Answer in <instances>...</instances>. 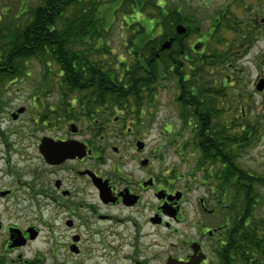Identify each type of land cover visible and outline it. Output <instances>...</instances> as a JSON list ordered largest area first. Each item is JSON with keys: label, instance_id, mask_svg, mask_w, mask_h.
I'll use <instances>...</instances> for the list:
<instances>
[{"label": "flooded vegetation", "instance_id": "1", "mask_svg": "<svg viewBox=\"0 0 264 264\" xmlns=\"http://www.w3.org/2000/svg\"><path fill=\"white\" fill-rule=\"evenodd\" d=\"M13 2L26 6L30 1L0 0V25H6L4 20L21 22L30 13L20 8L10 18ZM247 20L256 32V22ZM176 27L161 40L169 67L163 79H178V113L194 150V177L200 175L207 194L189 199L196 185L171 171L161 147L149 142L153 113L147 115V110L158 107L160 81L138 88L140 94L135 86L117 93L122 87L114 83L108 89L117 92L106 94L102 72L85 92L66 99L56 84L52 91H58L57 101L29 120L22 119L29 107L13 109L8 115L21 124L0 130V161L6 164L0 175L22 185L24 197L39 211L47 207L53 212L49 222L40 217L25 225L5 224L0 217V264H264V174L257 175L264 163L259 157L256 167L245 168L250 149L261 147L264 158V103L251 105L238 77L255 69L252 90L264 95L259 87L264 83V49H251L247 40L237 48L222 46L226 61H204L208 40L187 44L188 35L176 37ZM168 40L172 47L162 49ZM178 44L181 49H172ZM101 54L92 58L99 65L104 64ZM32 101L38 108L39 99L32 96ZM164 130L169 134L173 126L167 123ZM203 133L210 141L205 148ZM15 196L11 187L0 185L1 200ZM44 228L52 247L28 259L20 251L40 240ZM100 244L101 250L95 247Z\"/></svg>", "mask_w": 264, "mask_h": 264}, {"label": "trees", "instance_id": "2", "mask_svg": "<svg viewBox=\"0 0 264 264\" xmlns=\"http://www.w3.org/2000/svg\"><path fill=\"white\" fill-rule=\"evenodd\" d=\"M236 1L237 5L247 11L245 0ZM190 2L191 0H178L171 7H167L166 2L160 3L158 0H47L42 9L27 15L29 18L24 26L12 22L6 23L5 26L0 25V38L4 43L0 49V79L7 83L22 79L26 75L27 63L36 59L53 77H58L56 84L65 99L70 95L85 92L90 80L101 77L102 72L106 94L117 92L113 88L108 89L114 83L122 87L117 93H129L131 91L126 90L125 86H135L137 90L134 92L140 94L142 91L139 89L149 87L153 83L152 80L162 79L169 69L167 65H163L165 60L160 50L161 40L174 33L178 24L188 28L186 35L202 24L199 9L194 8ZM230 3L219 11L218 17L209 26L205 35L208 43L215 37L222 42V46L229 45L226 36L221 35L224 30L235 32L237 40L234 43L237 45H242L251 39L254 33L259 32L251 30V26L247 25V18L234 14L229 8ZM231 4L234 5L233 2ZM119 15H123V23L133 34L129 44L137 59L130 65L126 62H107L99 65L98 60L92 58L104 53L99 49L107 48L104 44V34ZM126 16L128 20L134 19L132 24L129 25ZM149 17L150 19H146ZM149 20L155 21L154 24H151L152 21L149 23ZM156 32L160 34L154 38ZM181 36L185 35H176ZM218 42L213 45H220ZM172 49L181 47L178 44ZM108 53L110 52L105 51V54ZM157 54H160L159 59L156 58ZM203 60L226 61L227 53L214 49L210 55H204ZM54 67L56 71H53ZM50 84L44 87L48 93L53 89ZM192 100L194 99H191V102ZM203 134L205 141L202 148H205L210 141L209 137ZM209 152L210 149L205 152V161L209 160ZM204 165L203 162L198 167Z\"/></svg>", "mask_w": 264, "mask_h": 264}, {"label": "rangeland", "instance_id": "3", "mask_svg": "<svg viewBox=\"0 0 264 264\" xmlns=\"http://www.w3.org/2000/svg\"><path fill=\"white\" fill-rule=\"evenodd\" d=\"M30 1L26 6H21L19 3H14L11 5L12 9L9 12L10 18L14 16L18 10L21 9H28L29 12H33L41 2V0H28ZM160 3H167V7H171L174 3H177L178 0H158ZM190 0H187L189 2ZM232 0H191V4L194 8L199 9L198 13L202 16V24L199 27H196L194 31L190 32V34L187 36L186 43L187 44H198L199 41H202L205 39V35H207L208 28L210 25H212L214 19L218 17L219 11L223 10L228 6V4ZM244 1V0H243ZM234 3L231 4V3ZM230 3V10L236 14L237 16L241 18H250L251 22H256V25L254 26L256 31H259L253 35L251 39L246 42V45H254L251 49H264V22L261 21V19L264 17V0H245L244 6H248L247 11H245V8L237 5V1L233 0ZM16 4V5H15ZM18 4V5H17ZM158 12L156 11V14ZM29 17L26 15V17L22 18L21 22H15V21H8L4 20L3 23L9 24V22H12L13 24H18L20 26H24V24L27 22L26 20ZM126 20L127 16L125 17ZM146 19H150L146 18ZM134 19H129L127 22L132 24ZM148 21V20H147ZM146 21V22H147ZM152 21V22H151ZM154 24L155 21L149 20V23ZM258 24V25H257ZM221 34L223 37L226 36V41L229 44V48H237V44L234 43L236 39V35L233 32H226L225 30L222 31ZM156 38L159 36L160 32H156ZM131 30L128 28V26L123 23V15H119L112 24L111 28L108 30L106 34H104V44L106 45L105 48H99L101 52H104L102 55V58L100 59L102 63H120V62H126L127 65L133 64L137 57L134 54V49L130 47V39L132 37ZM155 35V34H154ZM161 39V37H160ZM160 41V40H159ZM215 37L210 39V42L207 44L208 49H206V52L204 55H210V52L214 49L218 48L217 50H222V42H218ZM220 45H216L217 47H214L211 49L214 43H217ZM254 42V44H253ZM162 43V41H161ZM3 41L0 38V49L3 48ZM225 47V45H223ZM98 48V43L96 45ZM93 50V49H88ZM236 49H231L229 51L233 52ZM105 51H108L110 53L105 54ZM229 53V52H228ZM203 55V56H204ZM230 60V58L228 59ZM230 63V62H229ZM164 67H166L167 62H163ZM237 65L241 67V62H238ZM251 65V64H250ZM252 66V65H251ZM169 68V67H168ZM253 69V68H252ZM227 69L221 70L222 73ZM53 71H56V68H53ZM166 71V70H165ZM249 74L254 71V73L251 74L249 77V74L244 76L243 74L239 73L238 77L241 79L240 82L244 86V91H249L250 94V100L251 105H256L257 103H264V95L258 96L255 95V93L252 90L251 82L255 78V75L258 73L255 71V69L250 70L248 69ZM234 76L236 77L235 73L233 72ZM168 79H159V91L157 90V94H159L158 97V107H152L151 109L147 110V115L150 114V112L153 113L152 116V125L153 130L149 137V142H152L153 145L161 147L164 157L167 158L166 163L171 171L176 170L179 175L185 176V182L187 184H190L191 187H195V190H193V193L189 195V199L194 200L195 198H198L199 196H204L207 194L206 187L203 186L200 182V175L196 176L198 178V181L195 180L196 177H194L195 170L197 169L195 162L193 161L194 156L192 154L194 153L193 148L189 147L188 141L190 140L189 133L187 132L188 128L184 127L182 124L181 117L179 116L180 108L178 99L180 96V91L178 89V82L177 77L173 79V76H167ZM58 77H53V75L50 74L47 70H45L42 66V64L36 60H30L26 65V75L20 79L17 80L14 83H8V85H2L0 81V95L6 97L4 100L3 97L1 98L0 103V130H6L8 128H11L13 125H19L20 122L15 123L8 113L12 111L13 109H18L20 106H26L29 107V112L26 114L25 117H22L24 120H29V116L31 114H35V111L40 112L42 109V106L46 109L50 106L49 103H52L54 101H57V93L58 91H52L46 92V84L51 83V87L56 90V83L58 82ZM264 84V83H260ZM264 89V86H263ZM262 89V90H263ZM32 96L39 99L38 101V108H34L32 106ZM59 99V98H58ZM47 104V105H46ZM65 104H68L65 102ZM63 104V106H66ZM56 107H60L59 105H56ZM64 108V107H63ZM58 109V108H57ZM179 112V113H178ZM147 120L148 117H146ZM170 124L173 126V130L171 133H167L164 130V126L166 124ZM187 138V140H186ZM187 144V147L185 149L184 145ZM262 148L259 147L258 149H250L249 150V161L246 162L245 168L247 171L252 170V167H256L257 164H254L260 157L261 162L264 163V158L262 155ZM0 151H3L2 146H0ZM111 153V151H109ZM183 153H185V158H183ZM2 158V157H0ZM6 168V164L3 161H0V169ZM258 176L261 175L263 172L264 174V167H260ZM261 172V173H260ZM0 185L5 187H11L15 192L16 196L14 198L8 199V200H1L0 199V217L4 221V223H12L16 222L19 224H27V223H36L38 222L39 218L43 221L49 222L53 212L51 208H45L43 207L40 211L36 208V206L33 203H30L25 196L26 189L23 188L22 185L14 182V178L12 177H6L2 178V175H0ZM6 189V188H5ZM264 191V190H263ZM21 198V199H20ZM227 203H230L232 205H237L238 202L236 200L228 199ZM264 206V203H261ZM107 227V226H106ZM42 237L37 242H34L24 249L20 251L21 254H24L28 259L32 257L36 252L40 253H47L49 248L52 246H49L51 242H49V245L46 244L48 242L50 237V231L47 228H44L42 230ZM1 241V239H0ZM155 241H159V239H156ZM168 242V241H165ZM170 242H173V239H170ZM1 243V242H0ZM99 241L97 242V244ZM115 246V244L113 245ZM92 247V245L90 246ZM96 248H99L101 250V244L95 245ZM1 250V246H0ZM97 249L99 253L100 251ZM159 248L155 249L154 252H159ZM105 252H109V248L106 246ZM103 253V252H102ZM61 258V257H60ZM62 259V258H61Z\"/></svg>", "mask_w": 264, "mask_h": 264}, {"label": "water", "instance_id": "4", "mask_svg": "<svg viewBox=\"0 0 264 264\" xmlns=\"http://www.w3.org/2000/svg\"><path fill=\"white\" fill-rule=\"evenodd\" d=\"M176 30H177V33L179 35H183V34L187 33V27L183 24L177 25ZM172 44H173V40H168L162 44V49H170L172 47ZM263 86H264V84L259 85L260 90L263 89ZM20 112H21V110H20ZM46 158L49 160V156H46ZM173 262H171V263H173Z\"/></svg>", "mask_w": 264, "mask_h": 264}]
</instances>
